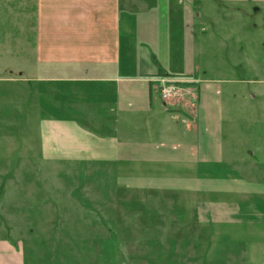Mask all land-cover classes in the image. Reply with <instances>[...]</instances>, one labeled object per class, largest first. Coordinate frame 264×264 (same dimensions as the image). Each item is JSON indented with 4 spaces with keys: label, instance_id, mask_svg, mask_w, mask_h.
Listing matches in <instances>:
<instances>
[{
    "label": "crops",
    "instance_id": "1",
    "mask_svg": "<svg viewBox=\"0 0 264 264\" xmlns=\"http://www.w3.org/2000/svg\"><path fill=\"white\" fill-rule=\"evenodd\" d=\"M210 3L264 11V0H0V19L14 26L0 29V83L29 86L17 90V109L36 102L37 136L27 140L41 143L36 159L107 166L113 188L174 195L181 224L190 219L212 233L226 236L242 214L264 218V190L226 155L232 49L223 38L213 50ZM161 76L179 81L180 99L163 102ZM3 129L6 138L0 122V138ZM32 147L22 150L23 163L34 160ZM6 178L0 170L2 203ZM12 244L0 232V264H24Z\"/></svg>",
    "mask_w": 264,
    "mask_h": 264
},
{
    "label": "rangeland",
    "instance_id": "2",
    "mask_svg": "<svg viewBox=\"0 0 264 264\" xmlns=\"http://www.w3.org/2000/svg\"><path fill=\"white\" fill-rule=\"evenodd\" d=\"M207 6L213 50L223 38L232 49L226 60L231 59L233 82L224 91L226 155L245 182L264 190V11L253 4L236 12L218 3ZM233 22L234 29L225 31ZM11 25L12 20L0 19V29ZM28 87L0 83V103L7 101L0 109L2 127L7 126V137L3 129L0 138L2 155L4 148L7 152L0 170L7 171L3 182L9 190L7 200L0 201V232L23 250L24 264H264V218L254 213L238 216L240 224L224 236L225 230L212 233L190 219L181 224L183 212L174 195L134 196L113 188L107 166L98 170L37 160L41 143L27 141L37 136L36 102L24 100V113L17 109V90L28 92ZM42 94L47 97L46 90ZM28 145L34 160L23 163ZM16 185L26 193L16 195Z\"/></svg>",
    "mask_w": 264,
    "mask_h": 264
},
{
    "label": "built area",
    "instance_id": "3",
    "mask_svg": "<svg viewBox=\"0 0 264 264\" xmlns=\"http://www.w3.org/2000/svg\"><path fill=\"white\" fill-rule=\"evenodd\" d=\"M158 82L160 84V95L163 102L169 103L179 97L181 89L179 81L167 76H162L159 78Z\"/></svg>",
    "mask_w": 264,
    "mask_h": 264
}]
</instances>
